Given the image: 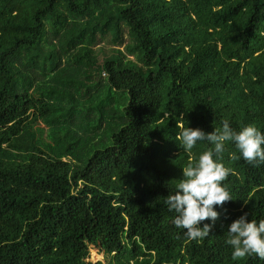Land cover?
<instances>
[{
    "label": "trees",
    "instance_id": "trees-1",
    "mask_svg": "<svg viewBox=\"0 0 264 264\" xmlns=\"http://www.w3.org/2000/svg\"><path fill=\"white\" fill-rule=\"evenodd\" d=\"M224 120L264 132V0H0V264H264L225 243L264 219V161L225 142L231 200L202 238L164 203L212 147L182 129Z\"/></svg>",
    "mask_w": 264,
    "mask_h": 264
},
{
    "label": "clouds",
    "instance_id": "clouds-1",
    "mask_svg": "<svg viewBox=\"0 0 264 264\" xmlns=\"http://www.w3.org/2000/svg\"><path fill=\"white\" fill-rule=\"evenodd\" d=\"M178 139L185 152H191L198 141L206 140L212 145L194 162L189 156V162L181 169L182 179L176 185L177 190L164 199L168 210L176 214L172 223L177 228L186 229L185 235L189 239L202 238L209 233L211 225L200 227V222H215L219 216L216 208L231 200L222 184L230 170L214 156L224 151L227 141L246 161H264V132L252 124L236 130L224 120L222 127L211 133L189 126L183 128ZM225 243L230 246L234 260L253 253L264 259V219L250 220L247 213L241 215L227 226Z\"/></svg>",
    "mask_w": 264,
    "mask_h": 264
},
{
    "label": "rangeland",
    "instance_id": "rangeland-1",
    "mask_svg": "<svg viewBox=\"0 0 264 264\" xmlns=\"http://www.w3.org/2000/svg\"><path fill=\"white\" fill-rule=\"evenodd\" d=\"M103 45H101L100 46V48H105V47H102ZM113 48L112 47H110V48H107L106 50H108L107 51V53L110 51V50H112ZM120 49H122V48H120ZM99 56H102L101 54L99 55ZM101 77L102 78H104L102 75H101ZM65 83V84H64ZM63 84H59V86H60V88H59V90L61 91V92H66V91H69L72 87L71 86H73L74 87V89H77V85H75L74 86V84H76V81H75V83H73V84H71V85H67V83L66 82H64ZM68 86V87H67ZM79 86V85H78ZM71 87V88H70ZM79 88H83V87H81V86H79ZM84 91V90H83ZM78 92V91H77ZM61 94V93H60ZM62 95V94H61ZM99 95H101V91L100 90H96L95 92H94V94H93V96H92V98H86V97H82V99H75V100H79L80 102H82V104H85V106L87 107V105H89L91 102H92V100L94 101L96 98H98L99 97ZM88 102H90V103H88ZM81 104V103H80ZM63 107V106H62ZM89 114V113H88ZM104 115L106 116V114L104 113ZM105 118H107V117H105ZM39 129H42L43 130V132L40 134V132L38 131ZM33 130L35 131V133H36V135L37 136H40V139H42V140H44L45 141V137H46V135H47V132H46V130H47V128L41 123V122H38L36 125H34L33 126ZM89 140H92V138L91 137H88V138H86V140H85V142H84V147H82V153L81 154H85L86 155V148H87V144L86 143H88V141ZM86 262H88V263H91V264H94V263H97V262H102V263H105V261H104V257H103V255H102V253H100V252H98V250L97 249H95V248H93V247H90L89 248V256H88V259L86 260Z\"/></svg>",
    "mask_w": 264,
    "mask_h": 264
}]
</instances>
